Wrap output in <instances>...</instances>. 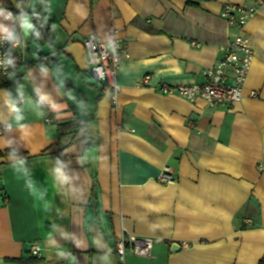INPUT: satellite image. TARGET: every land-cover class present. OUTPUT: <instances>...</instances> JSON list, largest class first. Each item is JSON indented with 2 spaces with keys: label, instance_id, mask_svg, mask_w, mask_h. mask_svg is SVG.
<instances>
[{
  "label": "crops",
  "instance_id": "crops-1",
  "mask_svg": "<svg viewBox=\"0 0 264 264\" xmlns=\"http://www.w3.org/2000/svg\"><path fill=\"white\" fill-rule=\"evenodd\" d=\"M251 1L0 0V33L20 44L0 87V152L16 150L0 154V264H264V5L240 102L156 90L203 82L233 35L222 5ZM90 34L128 43L115 102L89 74ZM128 234L152 256L121 258ZM34 242L41 260H11L38 257Z\"/></svg>",
  "mask_w": 264,
  "mask_h": 264
},
{
  "label": "built area",
  "instance_id": "built-area-1",
  "mask_svg": "<svg viewBox=\"0 0 264 264\" xmlns=\"http://www.w3.org/2000/svg\"><path fill=\"white\" fill-rule=\"evenodd\" d=\"M264 5V0H253L250 3H224L220 10L229 28L233 31L230 41L220 48L221 58L216 64L204 70L205 79L201 83L173 85L166 82L157 84L156 90L163 95H176L191 103L203 99L209 106L232 107L244 98L243 87L254 59V50L249 35L245 31L248 21L256 15ZM196 46V42H193ZM19 41L11 34L0 33V74L6 75L14 61L15 50ZM87 52L90 76L101 84L108 92L113 102L116 101L121 86L117 83V71L123 58L129 57V47L125 40L117 39L110 44L94 34L83 39ZM150 74L144 75L138 85L149 86ZM250 96H258L251 92ZM9 126H0V134ZM161 182H172L174 178L163 172L159 178ZM7 203L6 197H0ZM154 242L151 238L138 237L134 234L121 235L115 242L117 254L124 258L126 254L140 257L152 256ZM35 256L41 255L40 245L34 242L31 249Z\"/></svg>",
  "mask_w": 264,
  "mask_h": 264
},
{
  "label": "trees",
  "instance_id": "trees-1",
  "mask_svg": "<svg viewBox=\"0 0 264 264\" xmlns=\"http://www.w3.org/2000/svg\"><path fill=\"white\" fill-rule=\"evenodd\" d=\"M37 21V20H36ZM17 71L13 68V65L10 69V71L6 74V75H0V87H4V86H8L13 84L15 81H17V75H16ZM74 122H64V123H60L58 125L59 129L62 131H67L69 130L72 126H73ZM16 152V150L14 149H7L4 152H0V154H12ZM0 197H4L3 195H0ZM14 262H20V263H27V262H36L41 260V258L39 257H32L30 259H25V258H16V259H11Z\"/></svg>",
  "mask_w": 264,
  "mask_h": 264
},
{
  "label": "water",
  "instance_id": "water-1",
  "mask_svg": "<svg viewBox=\"0 0 264 264\" xmlns=\"http://www.w3.org/2000/svg\"><path fill=\"white\" fill-rule=\"evenodd\" d=\"M171 250L173 253L178 252L181 250V246L178 243H173L171 246Z\"/></svg>",
  "mask_w": 264,
  "mask_h": 264
},
{
  "label": "clouds",
  "instance_id": "clouds-1",
  "mask_svg": "<svg viewBox=\"0 0 264 264\" xmlns=\"http://www.w3.org/2000/svg\"><path fill=\"white\" fill-rule=\"evenodd\" d=\"M31 27V25H29V24H25V29L27 30L28 28H30ZM57 172L61 175V176H63V174L60 172V170L59 169H57Z\"/></svg>",
  "mask_w": 264,
  "mask_h": 264
}]
</instances>
